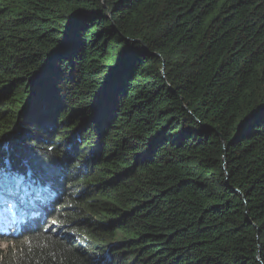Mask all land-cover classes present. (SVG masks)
<instances>
[{
	"label": "trees",
	"instance_id": "1",
	"mask_svg": "<svg viewBox=\"0 0 264 264\" xmlns=\"http://www.w3.org/2000/svg\"><path fill=\"white\" fill-rule=\"evenodd\" d=\"M0 196V264H264V0H0Z\"/></svg>",
	"mask_w": 264,
	"mask_h": 264
},
{
	"label": "rangeland",
	"instance_id": "2",
	"mask_svg": "<svg viewBox=\"0 0 264 264\" xmlns=\"http://www.w3.org/2000/svg\"><path fill=\"white\" fill-rule=\"evenodd\" d=\"M1 198L2 197L0 196V202H1L0 203V217L3 220L6 219V218H7V220H10L7 217V215L9 214V211H10L9 206H8L9 204L7 202H5V201H2ZM29 203H30V201L27 200V198L24 197L23 200H22V204L17 209L18 213L15 214V215H12V218L14 219V222L18 223L21 220L20 219L21 216H24V215L28 214L29 212H31L33 210V208L35 207V202H33L32 204L28 205ZM27 206H28V208H26ZM40 212H41V209H39L37 214H39ZM4 224H7V221H5Z\"/></svg>",
	"mask_w": 264,
	"mask_h": 264
},
{
	"label": "bare ground",
	"instance_id": "3",
	"mask_svg": "<svg viewBox=\"0 0 264 264\" xmlns=\"http://www.w3.org/2000/svg\"><path fill=\"white\" fill-rule=\"evenodd\" d=\"M1 200L7 202L8 204H12V203H13L12 200H9L8 198H1ZM0 203H1V202H0ZM40 205H41V204H40ZM40 205L37 206V205H36V202H35V207L33 208V210H32L31 212H29L28 214L24 215V217L27 218L24 222L29 221L34 215H36V214L38 213L39 209H41ZM34 210H35V211H34ZM16 211H17V209H16ZM2 221H3V219H1V217H0V223H1ZM21 224H22V223H21ZM19 225H20L19 223L16 224V226L14 227V229H15L16 227H18Z\"/></svg>",
	"mask_w": 264,
	"mask_h": 264
},
{
	"label": "clouds",
	"instance_id": "4",
	"mask_svg": "<svg viewBox=\"0 0 264 264\" xmlns=\"http://www.w3.org/2000/svg\"><path fill=\"white\" fill-rule=\"evenodd\" d=\"M19 194H20V193H19ZM16 195H18V194H16ZM33 202H35V201H34V200H32L31 204H32Z\"/></svg>",
	"mask_w": 264,
	"mask_h": 264
},
{
	"label": "water",
	"instance_id": "5",
	"mask_svg": "<svg viewBox=\"0 0 264 264\" xmlns=\"http://www.w3.org/2000/svg\"><path fill=\"white\" fill-rule=\"evenodd\" d=\"M260 261V259H258Z\"/></svg>",
	"mask_w": 264,
	"mask_h": 264
}]
</instances>
